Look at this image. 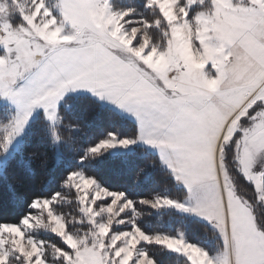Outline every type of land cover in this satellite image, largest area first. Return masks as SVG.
Here are the masks:
<instances>
[{"label":"snow or ice","instance_id":"6c2138e0","mask_svg":"<svg viewBox=\"0 0 264 264\" xmlns=\"http://www.w3.org/2000/svg\"><path fill=\"white\" fill-rule=\"evenodd\" d=\"M77 90L139 124L80 160L151 145L182 192L138 203L201 218L215 246L143 230L133 200L77 167L18 219H0V264H158L151 246L180 264H264V0H0V153L36 109L61 140L58 105Z\"/></svg>","mask_w":264,"mask_h":264},{"label":"trees","instance_id":"16d2710c","mask_svg":"<svg viewBox=\"0 0 264 264\" xmlns=\"http://www.w3.org/2000/svg\"><path fill=\"white\" fill-rule=\"evenodd\" d=\"M120 2L138 4L139 0ZM2 111L3 104H0V113ZM57 111L61 140L53 142L50 122L44 120L42 124L44 115L38 113L28 122L18 148L4 162L0 175V219L15 221L34 196L49 195L59 187L68 171L80 167L86 175L94 176L101 186L110 191H122L133 200L140 213L136 222L143 230L167 234L182 230L192 242L215 246V241L205 231L206 222L178 213L175 209L155 210L138 203L141 199H150L153 194L178 197L182 192V186L176 185L155 153L142 145H133L127 151L111 153L107 150L95 158L80 160L82 149L99 142L109 131L122 137L137 134V125L133 120L88 95L65 97ZM69 124L79 125V128H69ZM33 152L38 154L37 157H31ZM42 160H47L46 168L40 167ZM150 161H155L156 166H150ZM141 168L145 171L138 178ZM45 176L50 180L46 186L40 184ZM13 193L22 200L13 201ZM60 207L64 211L73 208L72 205ZM257 213H260L258 209ZM39 235L41 238L48 236L44 232ZM151 247L158 264H180L181 258L176 254Z\"/></svg>","mask_w":264,"mask_h":264},{"label":"rangeland","instance_id":"374dc122","mask_svg":"<svg viewBox=\"0 0 264 264\" xmlns=\"http://www.w3.org/2000/svg\"><path fill=\"white\" fill-rule=\"evenodd\" d=\"M0 104H3V103L0 102ZM111 105H113V104H111ZM113 107H114V106H113ZM30 119H31V118H30ZM30 119H29V121H30ZM26 128H27V125L25 126L24 131H23L20 135H18V136H16V137L14 138V140H13L12 144L10 145L9 150H8L7 153H0V171L2 170V167H3L4 162H5V161L8 159V157L12 154V152L18 148L19 144H20L21 141H22V136H23L24 132L26 131ZM133 145H142V146H144L146 149H148V150L151 151L152 153H155V154L157 155L158 159L160 160V153H159V151H158L157 149L153 148L152 146H151V147H147V146H145L141 141H137V143L132 144V145H129V146H127V147H122V146H119V145H118L116 148L108 149V151L111 152V153H119V152H123V151H127V150H129ZM160 162H161V161H160ZM161 164H162V163H161ZM162 166L165 167L163 164H162ZM165 168H166V167H165ZM258 210H259V212L262 211V210L259 209V208H258ZM176 211H177V210H176ZM177 212H178V213H181V214H184V215H189V216L195 217V218H197V219L203 221L201 218H198V217H196L195 215H190V214L182 213V212H179V211H177ZM203 222H205V221H203Z\"/></svg>","mask_w":264,"mask_h":264},{"label":"crops","instance_id":"0c3cea01","mask_svg":"<svg viewBox=\"0 0 264 264\" xmlns=\"http://www.w3.org/2000/svg\"><path fill=\"white\" fill-rule=\"evenodd\" d=\"M71 95H88V96L93 97V98H94L95 100H97L101 105H104V106H107V107L113 108L114 110H116L117 112H119L121 115H123V116H125V117H128V118H130L131 120H133V121L136 123V125H137V129L139 130V124H138V121H137L136 117H135L132 113H130V112L124 110V109L119 108V106L113 104L111 101H108V100H102V99H100V98H98V97H94L90 92H87V91H84V90H77L76 92H71V91H70L69 93L66 94L65 97H67V96H71ZM65 97H64V98H65ZM61 102H62V101H61ZM61 102H60V103H61ZM60 103H59V104H60ZM111 104H113V105H111ZM58 106H59V105H58ZM113 106H114V107H113ZM38 113L43 114V109H36V110L33 112L31 119H32L36 114H38ZM43 115H44V114H43ZM31 119H30V120H31ZM141 142H142L145 146H147V147H151V145H148V144L144 143L143 141H141ZM166 169H167V168H166Z\"/></svg>","mask_w":264,"mask_h":264}]
</instances>
